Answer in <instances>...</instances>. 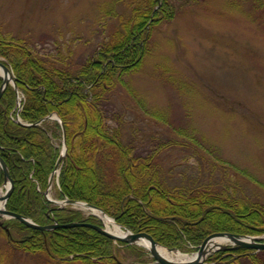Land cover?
Here are the masks:
<instances>
[{"label": "trees", "instance_id": "1", "mask_svg": "<svg viewBox=\"0 0 264 264\" xmlns=\"http://www.w3.org/2000/svg\"><path fill=\"white\" fill-rule=\"evenodd\" d=\"M252 3L264 13V0ZM177 13L174 0H113L112 7L102 13L115 20L109 36L85 60H74L69 47L66 53L59 46L56 54H42L27 39L1 29L0 57L11 66L24 93L22 119L34 123L57 112L66 124L68 151L59 176L58 196L91 202L132 231H147L168 247L192 251L213 232L263 234L264 193L247 195L241 184L222 176L207 182L169 184L158 153L170 141L160 142L144 154L133 141L125 139L118 113H109L115 89L122 85L130 91L124 76L143 66L154 28ZM2 82L0 76V86ZM16 99L15 88L8 85L0 98V156L14 181L8 209L42 225L51 223V216L61 222L102 224L94 216L85 218L79 210L58 209L47 201L43 190L60 154L62 143L57 145L56 140L62 138V128L52 120L37 126L19 124L12 118ZM174 130L203 147L222 166L232 168L238 177L264 188V183L247 170L216 155L193 131L186 127ZM4 181L0 169V187ZM10 227L12 237L7 239L15 250L60 263H117L114 254L118 250L141 261L147 254L137 245L114 244L113 239L87 226L41 230L12 219ZM208 261L264 264V249L220 250Z\"/></svg>", "mask_w": 264, "mask_h": 264}, {"label": "rangeland", "instance_id": "2", "mask_svg": "<svg viewBox=\"0 0 264 264\" xmlns=\"http://www.w3.org/2000/svg\"><path fill=\"white\" fill-rule=\"evenodd\" d=\"M174 3L178 13L154 28L143 66L124 76L131 92L118 86L109 113H118L125 139L144 154L170 141L158 153L169 184L222 176L256 197L264 188L238 177L174 129L193 131L216 155L264 183V13L252 0ZM112 4L113 0H0V29L27 39L42 54H56L59 46L66 53L69 47L80 62L109 36L115 20L102 13ZM56 185L53 198H58ZM137 246L147 251L143 261L125 250L115 255L124 264H157L146 247ZM0 264L84 263H60L15 250L0 228Z\"/></svg>", "mask_w": 264, "mask_h": 264}, {"label": "water", "instance_id": "3", "mask_svg": "<svg viewBox=\"0 0 264 264\" xmlns=\"http://www.w3.org/2000/svg\"><path fill=\"white\" fill-rule=\"evenodd\" d=\"M0 68L1 72L0 75L3 77V82L0 86V98L3 95L6 87L11 83L15 86V89L18 91V85L16 82L15 75L11 69V67L7 64H5L1 59H0ZM19 101V98H18ZM58 119L62 125L63 128V135H64V145L65 147L63 148L55 166V170L51 173L50 180H49V186L47 190L45 191V196L46 198L53 202L54 204H58L60 207H63L64 205L67 204H83L86 207L89 208H98L96 205L89 203V202H84V201H79V200H74V199H65V200H57L53 199L49 196V191L55 176V173L57 170L61 167L62 161L65 157L66 154V126L64 121L58 116H52L48 115L44 117L42 120L35 122L31 125H38L40 124L43 120L45 119ZM20 123H23L19 121ZM0 168L4 171L5 173V183L6 185L8 184V188L6 192L2 195H0V201L3 202V207H0V225L7 229L9 231L8 225L5 223V220L7 218H17L21 222L25 223L26 225L33 227V228H38L42 230H51L55 229L57 227H64V228H69L73 226H90L101 232L102 234L111 237L115 241H124L129 244H138L142 245L141 241L142 240H148L151 243V246L148 247L149 251L151 252L152 256L156 259L157 262L161 264H205L209 255L214 253L217 250H227V249H233L236 247H242V248H254L256 250H262L264 249V234L261 236H255V235H249V234H239V233H232V232H214L210 234L206 239L202 242V244L199 246V249L196 251L194 256H192L189 259L186 260H174L170 259L161 253L158 252L157 250V245H161L154 237L152 234L142 231V232H133L130 230H127V232L124 235H116L112 233L110 230L107 229L105 226H101L98 224L90 223V222H80V221H72L68 223H60L56 218H53V223L47 224V225H40L36 223L33 219L19 214L17 212L11 211L7 209L6 204L11 196L13 189H14V181L10 176V171L9 167L4 161L2 157H0ZM102 210V209H100ZM103 211V210H102ZM104 212V211H103ZM105 213V212H104ZM114 219V218H113ZM223 237L226 238V243H214L215 238ZM211 243H213L211 245ZM171 251H178V248L173 247L169 248Z\"/></svg>", "mask_w": 264, "mask_h": 264}, {"label": "bare ground", "instance_id": "4", "mask_svg": "<svg viewBox=\"0 0 264 264\" xmlns=\"http://www.w3.org/2000/svg\"><path fill=\"white\" fill-rule=\"evenodd\" d=\"M0 72H1V68H0ZM0 206H3V203H0ZM78 207H82L83 209L84 206L83 204H78ZM89 212L91 214L97 215L100 218H102L104 220V222L106 223L107 228L114 234L116 235H124L125 234V230L111 217H109L108 215L104 214L101 210L96 209V208H89ZM214 243H224L226 242V238L223 237H219V238H215ZM141 244L144 245L145 247H150L151 243L148 240H142ZM213 243H211L212 245ZM157 250L159 253H161L162 255L170 258V259H174V260H186L191 258L193 255L191 254H187V253H183L182 251H171L169 250L167 247H164L162 245H157Z\"/></svg>", "mask_w": 264, "mask_h": 264}]
</instances>
